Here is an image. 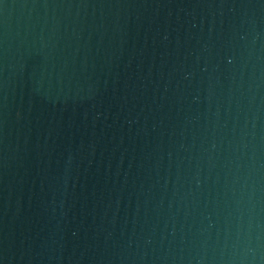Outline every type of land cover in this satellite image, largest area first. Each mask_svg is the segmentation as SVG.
Here are the masks:
<instances>
[{"label": "water", "instance_id": "water-1", "mask_svg": "<svg viewBox=\"0 0 264 264\" xmlns=\"http://www.w3.org/2000/svg\"><path fill=\"white\" fill-rule=\"evenodd\" d=\"M0 264H264V0H0Z\"/></svg>", "mask_w": 264, "mask_h": 264}]
</instances>
